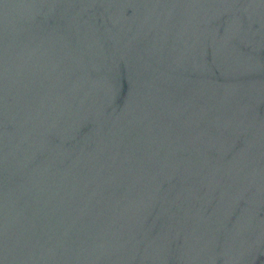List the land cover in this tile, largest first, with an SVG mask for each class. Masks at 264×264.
Segmentation results:
<instances>
[{"label":"water","instance_id":"95a60500","mask_svg":"<svg viewBox=\"0 0 264 264\" xmlns=\"http://www.w3.org/2000/svg\"><path fill=\"white\" fill-rule=\"evenodd\" d=\"M0 264H264V0H0Z\"/></svg>","mask_w":264,"mask_h":264}]
</instances>
